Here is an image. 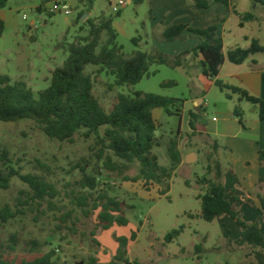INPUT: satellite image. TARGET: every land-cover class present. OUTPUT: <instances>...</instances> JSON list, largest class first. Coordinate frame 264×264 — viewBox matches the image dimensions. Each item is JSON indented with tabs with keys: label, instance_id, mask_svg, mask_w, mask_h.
Here are the masks:
<instances>
[{
	"label": "rangeland",
	"instance_id": "374dc122",
	"mask_svg": "<svg viewBox=\"0 0 264 264\" xmlns=\"http://www.w3.org/2000/svg\"><path fill=\"white\" fill-rule=\"evenodd\" d=\"M120 1L96 0L89 10L82 0H8L7 6L0 9V21L4 23L0 34V76H9L13 82L25 81L36 95L47 89L52 72L68 58L65 47L75 43L79 36L88 35L82 17L89 11L98 19H113L117 43L126 57L142 51L162 53L175 60L184 51H190V55L182 59V65H153L152 75L133 86L115 87L114 76L98 73L99 67L86 69L95 81L94 94L107 112L113 109L120 94L134 96L141 92L176 99L172 115L163 109L153 111L160 144L154 153L162 167L170 168L169 143L176 139L181 163L166 183L146 186L138 179L140 165L137 162L127 164L122 170H108L107 156L114 162L126 163L110 150H105L100 159L102 146L94 137L87 140L80 132L73 143L59 142L48 138L33 121L0 122V156L8 152L11 162L8 166L0 164V171L7 173L13 167L22 175L45 176L58 191L52 204L42 207L21 206L20 201L26 200L29 188L19 177L12 178L8 190L0 191V212L7 206L13 212H22L8 223H4L0 215V254L20 263L54 251L56 264H89V257L96 258L98 264H108L117 255L118 239L126 238L129 239L127 258L139 264L242 263L245 248L237 247L240 245L233 239L234 232L228 237L219 219L207 223L191 220L187 213L201 210L198 196L207 189L199 180L215 177L214 172L209 173V166L215 170L220 164L226 175L228 150L225 145H232L233 138L228 133L234 124L246 143L256 140L257 134L252 130L261 124L257 110L246 101L239 102L237 95L229 99L228 92H222L214 81L204 77L201 59L193 52L201 43L198 37L165 42L163 34L170 26L163 27L168 0H146L141 5L124 0L125 5L118 15L113 9ZM186 2L195 6L191 0ZM57 4L70 7L71 14L51 13ZM234 5L240 14L250 13L254 19L241 20L225 6L215 4L209 10L199 11L195 25L199 28L216 25L218 36L223 38L225 63L218 78L227 85L264 97L261 77L264 53L251 56L242 65L231 63L227 57L228 52L237 47L249 48L254 39L264 46V6L252 0H234ZM138 37L142 41L137 46L134 39ZM167 82L176 84L164 87ZM195 101L199 102L198 106ZM237 106L244 111V127L233 117ZM190 155H195L193 163H187ZM86 176L98 179L95 192L83 187ZM168 187V193L163 195L162 191ZM104 193L123 204L130 221L128 227L116 226L107 231L99 227V211L94 210V204ZM82 197H89V206L83 210L78 205ZM181 226L186 227L184 233L174 242L166 243V236ZM136 231L137 239L131 241ZM197 245L201 246L200 251Z\"/></svg>",
	"mask_w": 264,
	"mask_h": 264
},
{
	"label": "trees",
	"instance_id": "16d2710c",
	"mask_svg": "<svg viewBox=\"0 0 264 264\" xmlns=\"http://www.w3.org/2000/svg\"><path fill=\"white\" fill-rule=\"evenodd\" d=\"M135 5H141L146 0H131ZM198 10H209L213 5L225 6L229 12L245 21H252L254 16L250 13L240 14L234 5V0H191ZM264 6V0H252ZM96 0H82V4L91 10ZM8 0H0V9L7 6ZM41 11V8H39ZM90 12V11H89ZM120 15V12L117 13ZM83 14L80 15L82 17ZM224 21V20H223ZM243 26V24H241ZM84 26L88 28L87 36H79L75 43L67 45L68 58L63 66L57 67L51 75L50 86L35 94L34 90L25 81L13 82L9 76H0V122L15 123L23 120L33 121L42 132L50 139L59 142L73 143L76 134L82 132V136L89 140L96 138L102 146L99 158L110 150L114 156L126 164L114 162L107 156L105 166L110 171L125 169L127 164L137 162L140 165L138 179L143 180L146 186L162 185L173 175L178 164L181 163V155L178 150V140L169 143V155L172 161L170 168L162 167L159 158L154 153L155 147H159L156 124L153 111L163 109L172 115L177 100L156 94L136 92L134 96L120 94L117 96L113 109L107 112L94 94L95 81L91 74L86 73L89 66L99 67L98 73H106L116 78L115 87L133 86L139 84L145 77H150V68L153 65H182V59L190 55L185 51L175 60H171L162 53L149 54L136 51L131 57H126L123 48L117 43V32L113 27V19H87ZM4 29V23L0 21V34ZM187 32L196 36L201 43L193 50L196 57H201L203 75L214 81L222 92H228L227 97L233 99L237 95L239 102L246 101L257 110L259 120L264 122V97L252 95L249 91L225 84L220 80V69L225 63L224 41L218 36L216 25L192 28L186 24L170 25L166 28L163 38L165 42H174L183 38ZM141 38H135V45L141 43ZM264 53V46L258 40H252L249 48L237 47L228 52V60L235 65H242L251 56ZM264 89V72L261 75ZM175 82L164 83V87L174 86ZM231 93V94H230ZM234 116L238 123L244 126V111L237 106ZM194 118V114H192ZM190 124L194 127L193 122ZM217 148L219 147L216 144ZM264 156V152L260 151ZM8 152L0 156V164L8 166ZM215 173L214 179L203 178L199 183L206 186L207 192L200 194L201 210L198 213H187L191 220L200 219L207 223L214 222L221 215H228L241 229V240L254 244L264 251V234L259 222L249 224L238 213V208L243 204L242 199L232 197L228 199V191L225 188L222 177L221 165L215 170L209 166V173ZM19 177L29 188L26 200L21 206L42 207L44 204H52L58 196V191L53 183L45 176L26 174L22 175L13 167L9 171H0V191H6L11 186L13 177ZM137 180V179H136ZM135 181V180H134ZM264 182V178L260 179ZM99 183L96 177L86 176L83 187L95 192ZM169 187L162 191L165 195ZM92 195V194H91ZM89 197L78 199L80 208L88 207ZM261 210L264 213V193L259 196ZM94 210L99 211V227L103 231L110 230L114 226L128 227L129 219L126 217L123 204L108 194H100L94 204ZM13 212L7 206L0 212L4 223L16 218L18 213ZM88 215V212H86ZM181 226L174 229L166 236V243L177 240L185 231ZM138 231L130 238L135 241ZM120 247L114 261L108 264H139L127 258L129 239L119 238ZM196 246L197 251L201 249ZM13 249V248H12ZM55 252L36 257L32 260H23L20 263L10 261L0 254V264H56ZM89 264H98V260L89 257Z\"/></svg>",
	"mask_w": 264,
	"mask_h": 264
},
{
	"label": "crops",
	"instance_id": "0c3cea01",
	"mask_svg": "<svg viewBox=\"0 0 264 264\" xmlns=\"http://www.w3.org/2000/svg\"><path fill=\"white\" fill-rule=\"evenodd\" d=\"M130 1L131 0H128V3H130ZM186 1L187 0H168L166 6L168 15L166 16V23L163 27L167 25L186 24L192 28H199L196 27L195 21L197 16H200L199 11L206 10H198L195 6L189 5ZM180 7L182 10H180ZM183 8L187 10L185 11ZM219 11H222V9H219ZM87 19L98 18L90 11L86 20ZM226 20L227 17L224 21ZM190 36L192 35L187 32L183 34L184 39ZM199 58L201 59V57ZM244 78L248 84V75L244 76ZM256 79L258 78L256 77ZM194 104L198 106L199 102L195 101ZM234 119H232L233 123H236ZM257 126L258 129L252 130L253 133L257 134V137L256 140L253 139L250 141L251 144H248L249 142L246 143V139L240 138L241 130L236 128L235 124L234 127L230 129V133L228 134L233 139L231 146L225 145V148L228 150L226 152V165L228 166L225 167L226 175H223L222 182L228 191V199L232 197L242 199L243 204L238 208V213L243 220L249 224L259 222L264 234V213L261 210V202L259 199V196L264 193V182H260V179L264 178V156L260 153V151L264 152V122L257 124ZM217 219L221 221L226 236L231 237V234L234 232L235 237L232 238L240 245L237 247L245 248V261L242 263L238 262L237 264H264V251L255 247L254 244L250 242L241 240V229L234 220L228 215H221Z\"/></svg>",
	"mask_w": 264,
	"mask_h": 264
},
{
	"label": "built area",
	"instance_id": "2783aa9c",
	"mask_svg": "<svg viewBox=\"0 0 264 264\" xmlns=\"http://www.w3.org/2000/svg\"><path fill=\"white\" fill-rule=\"evenodd\" d=\"M125 5V1L121 0L119 2V5L114 7V12L119 13L120 12V8L122 6ZM64 12L66 15H70L71 14V8L68 7L67 5L61 6L59 4L55 5V7L51 10V13L55 14V13H62Z\"/></svg>",
	"mask_w": 264,
	"mask_h": 264
},
{
	"label": "water",
	"instance_id": "95a60500",
	"mask_svg": "<svg viewBox=\"0 0 264 264\" xmlns=\"http://www.w3.org/2000/svg\"><path fill=\"white\" fill-rule=\"evenodd\" d=\"M132 1H130V3H131ZM88 17V15H84L83 17H82V22H85V20H86V18ZM158 133V131H156V134ZM194 157H195V155H190L188 158H187V163H193V161H194Z\"/></svg>",
	"mask_w": 264,
	"mask_h": 264
}]
</instances>
